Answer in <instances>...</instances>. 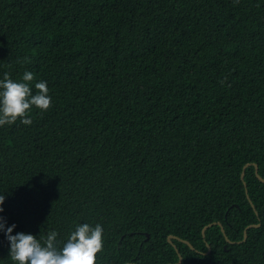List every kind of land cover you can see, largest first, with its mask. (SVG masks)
Segmentation results:
<instances>
[{"label": "trees", "instance_id": "trees-1", "mask_svg": "<svg viewBox=\"0 0 264 264\" xmlns=\"http://www.w3.org/2000/svg\"><path fill=\"white\" fill-rule=\"evenodd\" d=\"M25 70L52 101L0 127L13 234L99 223L95 264H264V0H0V75Z\"/></svg>", "mask_w": 264, "mask_h": 264}, {"label": "clouds", "instance_id": "clouds-1", "mask_svg": "<svg viewBox=\"0 0 264 264\" xmlns=\"http://www.w3.org/2000/svg\"><path fill=\"white\" fill-rule=\"evenodd\" d=\"M33 81L34 74L27 70L20 80L10 78L7 72L0 75V127L12 125L17 120L29 126L32 124L29 113L33 108L40 112L50 108L52 97L47 81ZM4 199V195L0 194V206ZM15 227V224L7 225L0 217V233H3L8 243L7 257L12 264H95L97 254L103 248L104 229L99 223L76 224L59 247L55 230L47 232L40 239L31 233L13 234Z\"/></svg>", "mask_w": 264, "mask_h": 264}, {"label": "water", "instance_id": "water-1", "mask_svg": "<svg viewBox=\"0 0 264 264\" xmlns=\"http://www.w3.org/2000/svg\"><path fill=\"white\" fill-rule=\"evenodd\" d=\"M251 165H252V164L249 163V164H246V165L244 166V168H243V173H242V176H241L243 181H244V177H245V170L247 169V167H249V166H251ZM253 166L255 167L256 177H257L261 182L264 183V178H262V177L259 175V172H258V165H257V164H254ZM244 185H246L245 182H244ZM246 193H247V191H246ZM249 200H250V199H249ZM250 202H251V200H250ZM252 206H253V205H252ZM253 209L256 211V209H255L254 206H253ZM213 225H220V226H221V229H222V233H223L224 236L226 237L227 242H228V243H233V242H231V241L227 238V236H226V234H225V230H224V228L222 227V225H221L220 223H212V224L207 225V226L203 229V238H205L206 230L209 229L210 227H212ZM255 227H256V228H257V227H260V225H252V226L247 227V229L255 228ZM174 238H176V237H174V236H169L168 241H169V243H170L171 245H174V244H173V239H174ZM247 238H248V232H247V230H245V233H244V240H243L242 242L246 241ZM176 239H177V238H176ZM185 243L188 244V245L190 246L191 249H194V248L192 247L191 244H189V243L186 242V241H185ZM174 247H175V249L177 250L176 246H174ZM207 247H208V252H207L206 254H209V253L211 252V247H210L209 245H207ZM177 252H178V250H177ZM179 258H180V259H179V263H178V264H181V263L183 262V257L180 255Z\"/></svg>", "mask_w": 264, "mask_h": 264}]
</instances>
